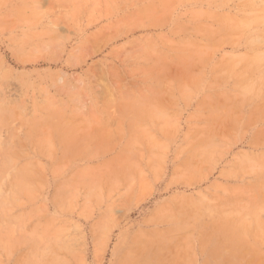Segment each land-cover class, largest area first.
<instances>
[{"label": "rangeland", "instance_id": "rangeland-1", "mask_svg": "<svg viewBox=\"0 0 264 264\" xmlns=\"http://www.w3.org/2000/svg\"><path fill=\"white\" fill-rule=\"evenodd\" d=\"M0 264H264V0H0Z\"/></svg>", "mask_w": 264, "mask_h": 264}]
</instances>
